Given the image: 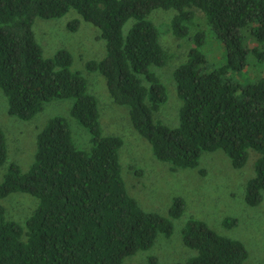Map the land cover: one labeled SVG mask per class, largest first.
Listing matches in <instances>:
<instances>
[{
	"label": "trees",
	"instance_id": "obj_1",
	"mask_svg": "<svg viewBox=\"0 0 264 264\" xmlns=\"http://www.w3.org/2000/svg\"><path fill=\"white\" fill-rule=\"evenodd\" d=\"M194 8L224 45L226 63L212 71L204 68L205 32L190 35ZM159 9L175 10L172 33L193 43L174 73L183 102L174 128L154 118L168 101L154 71L169 61L150 19ZM70 10L101 31L106 57L86 67L105 78L112 101L128 108L134 129L155 157L174 170L191 169L203 153L221 150L240 169L255 151L259 157L245 201L258 206L264 193V81L242 87L228 75L243 71L250 53L264 62V0H0V89L8 114L29 121L50 102L73 99L71 115L90 133L92 144L89 150L78 148L69 121L57 116L38 134L30 169L10 164L0 182V199L26 193L39 204L25 224L9 220L0 205V264H123L126 257L151 249L159 235L170 237L173 220L185 209L180 197L173 200L169 217L140 207L122 177L123 139L104 135L98 99L86 77L72 70L71 53L61 49L53 58L44 56L33 30L36 18L58 19ZM79 26V19L68 25L71 31ZM7 160L0 127V167ZM224 224L234 226L237 220L227 218ZM183 240L197 252L187 264H243L248 257L241 241L200 220L188 221Z\"/></svg>",
	"mask_w": 264,
	"mask_h": 264
},
{
	"label": "rangeland",
	"instance_id": "obj_2",
	"mask_svg": "<svg viewBox=\"0 0 264 264\" xmlns=\"http://www.w3.org/2000/svg\"><path fill=\"white\" fill-rule=\"evenodd\" d=\"M193 11L196 25L190 35L198 30L205 32L204 68L212 71L226 63L224 45L210 30L204 13L195 8ZM176 13L173 9H159L150 16L169 55L165 66L154 68L168 92L167 103L154 118L172 128L179 125L183 105L177 95L174 73L187 61L193 46L191 39L179 38L172 33L170 23ZM74 19L80 20V26L71 31L68 25ZM133 23V19L127 22L123 29L125 35ZM33 30L45 57L53 58L59 50H68L73 58L72 70L86 77L90 93L99 102L104 135L123 139L120 149L122 177L127 191L140 207L169 217L175 198L180 197L185 202L182 216L173 220V234L170 237L159 235L151 249L126 257L123 264H187L197 255L183 240V230L191 219L205 222L222 236L241 241L248 251L243 264H264V193L258 206H249L245 201L247 183L255 175L259 154L251 150L246 165L237 169L223 151L205 152L197 168L174 170L169 163L155 157L151 144L134 129L128 108L112 101L105 78L99 72L87 69L89 61H100L107 53L106 41L97 27L85 21L75 10H70L58 19L36 18ZM228 77L242 87L264 81V62L260 63L250 53L245 69L230 72ZM73 104V99L52 101L32 120L25 121L8 114V99L0 89V127L6 135L8 147V160L0 167V182L11 163H17L23 172L30 169L37 152V136L54 117H65L69 121L78 148L89 150L92 147L90 133L71 115ZM38 204L36 197L26 193H12L0 199L7 218L20 224H25L35 213ZM227 218L236 219L237 224L226 226L224 221Z\"/></svg>",
	"mask_w": 264,
	"mask_h": 264
}]
</instances>
